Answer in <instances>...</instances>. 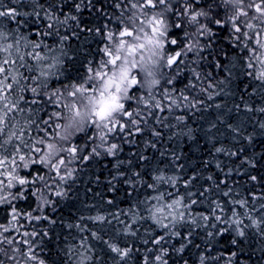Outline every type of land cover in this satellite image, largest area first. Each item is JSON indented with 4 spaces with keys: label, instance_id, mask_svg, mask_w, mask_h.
<instances>
[{
    "label": "snow or ice",
    "instance_id": "snow-or-ice-1",
    "mask_svg": "<svg viewBox=\"0 0 264 264\" xmlns=\"http://www.w3.org/2000/svg\"><path fill=\"white\" fill-rule=\"evenodd\" d=\"M0 264H264V0H0Z\"/></svg>",
    "mask_w": 264,
    "mask_h": 264
},
{
    "label": "trees",
    "instance_id": "trees-1",
    "mask_svg": "<svg viewBox=\"0 0 264 264\" xmlns=\"http://www.w3.org/2000/svg\"><path fill=\"white\" fill-rule=\"evenodd\" d=\"M24 206H26V205H24ZM123 206V205H122Z\"/></svg>",
    "mask_w": 264,
    "mask_h": 264
}]
</instances>
